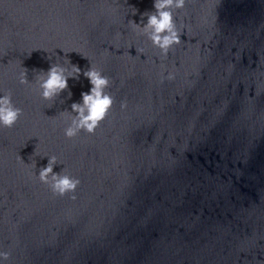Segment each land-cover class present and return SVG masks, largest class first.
Returning <instances> with one entry per match:
<instances>
[{"label": "clouds", "instance_id": "1", "mask_svg": "<svg viewBox=\"0 0 264 264\" xmlns=\"http://www.w3.org/2000/svg\"><path fill=\"white\" fill-rule=\"evenodd\" d=\"M185 0H154V11L142 14L141 23L137 24L130 21L132 27L141 35L151 30L148 39L152 46L160 50L161 56L166 58L174 45L181 43L182 33L176 27L174 12L183 9ZM136 11V10H135ZM134 11V13H135ZM143 16L147 17V22H143ZM143 53L142 49L137 50ZM70 69L58 63H52L47 71L41 69L36 76V82L40 88V96L43 100L52 101L56 97L69 89L68 79L79 80L82 69L75 64H71ZM83 76L88 79L91 88L87 92H81L82 102H73L71 112L65 110V114L71 120L69 126L64 129V135L68 139L76 137L81 131L94 135L100 123L106 118L114 104V97L106 91L111 87V78L103 74V70L91 67L83 71ZM20 83L29 84L27 70L20 73ZM164 79H174V74L169 72L167 77L162 74ZM72 92L68 91V98ZM121 109H126V101H122ZM75 115H72V114ZM22 115V109L16 107L12 101V93L6 91L0 96V125L4 128H12ZM21 159V158H20ZM57 164V157L51 156L46 166L40 168L39 181L49 187L54 196L64 197L72 194L69 198L76 200L75 195L81 181L79 178L66 174L62 169L60 173L53 172V167ZM10 253L0 251V259L7 261Z\"/></svg>", "mask_w": 264, "mask_h": 264}]
</instances>
